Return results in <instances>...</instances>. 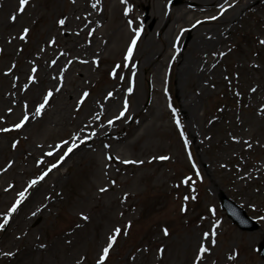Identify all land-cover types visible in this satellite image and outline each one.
<instances>
[{
  "label": "rangeland",
  "instance_id": "374dc122",
  "mask_svg": "<svg viewBox=\"0 0 264 264\" xmlns=\"http://www.w3.org/2000/svg\"><path fill=\"white\" fill-rule=\"evenodd\" d=\"M139 1L29 0L24 6L20 0H0V107L7 106L1 102L8 96L28 94L39 80L33 72H39L43 63L47 68L58 66L55 59L61 55L58 47L62 43L56 27L59 20L70 18V8H77L72 16L74 27L81 20L85 26L97 9L104 8L108 19L104 21L102 35L108 43L103 55L107 60L90 66L73 64L74 69L64 81L66 91H74L76 102L80 103L94 100L106 90L127 87L138 63L125 71L124 55L131 41L116 43L112 38L119 26L127 31L126 24L135 21ZM148 2L152 9L160 4L165 20L170 19L173 30L178 27L174 20L178 14L169 11L183 6V0ZM196 4L189 1L188 5ZM12 16L16 17L14 21ZM180 23L184 26L190 20ZM25 28L29 32L21 39ZM174 36H169L168 43ZM191 37L187 34L184 43ZM261 41L264 0L236 18L231 34L222 42L224 55L216 58L214 74L208 73L206 80L192 78L178 84L179 66L169 56L170 49L164 56L158 53L159 67H150L147 77L140 70L135 93L128 99L134 103L135 94L139 93V109L146 112V106L152 104L154 116L140 128L135 127V121L125 122L115 132L119 137L132 133L125 145L107 140L106 135L92 153L64 163L61 147L75 130L77 115L72 105L65 104L63 95L54 100L47 119L39 126L22 128L17 135L0 131V224L17 201L22 202L17 217L9 221L10 229L7 224L0 229V264H98L103 248L117 228L121 231L105 264H196L197 260L199 264H264L259 254V247L264 244ZM78 73L84 75V82L75 91ZM40 90V98L47 95L46 86ZM182 95L192 103L188 120L182 108ZM26 114L29 109L22 107L11 121H0V129H12L14 125H9L19 124ZM190 129L197 132L198 139L192 141ZM140 135L144 136L140 147L131 146ZM183 135L188 147L174 146ZM167 154L170 160H184L189 165L160 159ZM116 156L127 164L117 163ZM148 160L151 164L139 166ZM93 161L98 170L94 164L90 166ZM53 165L58 167L57 171ZM26 169L31 172H25ZM98 172L99 179L94 177ZM34 180L37 183L33 185ZM40 182H44L42 195L30 204L26 190ZM104 186L110 189L98 198L93 188ZM124 194L134 196L126 199ZM223 195L254 217L259 229L242 232L220 206ZM47 203L48 207L38 210ZM100 203L105 207L98 210ZM79 214L88 220L77 217ZM165 229L168 235L164 234ZM201 247L208 251L200 253Z\"/></svg>",
  "mask_w": 264,
  "mask_h": 264
},
{
  "label": "bare ground",
  "instance_id": "6f19581e",
  "mask_svg": "<svg viewBox=\"0 0 264 264\" xmlns=\"http://www.w3.org/2000/svg\"><path fill=\"white\" fill-rule=\"evenodd\" d=\"M139 1V0H138ZM185 4L178 7V9H171L170 13H177L178 16L174 19L176 27L173 30V26L170 23V19L165 20V12H163L162 6L158 4L156 8L152 9V4L145 0L144 2L139 1L141 4L138 5L135 12L139 15L136 16L135 21L126 24L127 31H123L122 25L119 26L114 32L112 38L116 43H127L132 41L133 38L139 32V39L137 41L136 47L133 49L131 59H126L127 52L124 55L126 68H130L131 64L138 63V69L132 70L130 74V80L127 87H116L114 89L106 90V92L95 98L94 100L82 101L80 103L76 102L73 92H67L64 85L65 79L70 74L73 64L78 63V66L85 65L90 66L103 62L104 51L107 47L108 39L102 35V30L106 27L105 22L108 17L105 13L104 8H99L93 18L87 20L84 26V22L78 21L76 27L73 26L72 16L75 15V10L77 8H70L69 19L65 20L63 26L57 25V31L59 32V37L61 38L62 47H58L60 50V57L55 59L57 65L55 68H47L46 64H42L43 68L41 70L33 72L38 75L39 80L34 83L33 87L29 90L27 95L19 94L17 97L10 98L4 102L7 106L0 107V121L5 123V121H11L14 115L22 107L29 109V114L25 116L28 120L23 123L20 128L15 127L9 128L8 132H15L17 135L22 128H27L28 126H39L47 119L49 111L52 109L54 100L64 96V102L67 106L75 108V113L77 115V120L75 122V130L71 133V138L61 147L65 155V161L71 163L72 159L76 156L84 157L86 154L92 153L94 147L99 142L103 136H107V140L110 141L117 140L116 144L125 145L128 136H116V131L119 128H123L127 121H135V127H143L145 123L149 122L154 116L155 111H153L152 104L147 105L145 111L139 109V99L140 94H135V102L130 103L129 98L134 95L135 82H137L138 74L140 70L146 72V77L150 67H159V62L161 61V56L167 54L170 49V55L175 62L178 63V84H182L185 81L193 79L206 80V75L210 73L214 74V68L216 67V58L222 57V42L223 39L230 33L233 29V23H236V18L243 15V11L253 10L260 4V0H183ZM189 1H195L197 4L195 7H190ZM115 8V7H114ZM253 8V9H251ZM72 14V15H71ZM226 16V17H225ZM212 17H217L212 19ZM169 18V17H168ZM186 25L180 26V22H188ZM7 27L8 25L5 24ZM55 28V30H56ZM140 29V30H139ZM136 30V31H134ZM172 34H169V32ZM175 32V33H174ZM65 35V37H62ZM187 34H191L192 37L188 43H184V38ZM175 35V36H174ZM169 36H174L171 44L168 43ZM164 39V43L161 41ZM81 39V41H80ZM162 42V44H159ZM185 44V47L182 46ZM127 45V44H126ZM66 57V60L64 58ZM107 60V59H106ZM77 66V67H78ZM72 68V69H71ZM87 73H91L87 70ZM86 76V74H85ZM83 74L78 73L75 85L76 89L82 80ZM123 77V76H122ZM37 78V79H38ZM124 78V77H123ZM148 79V78H147ZM200 80V81H201ZM29 86H32L29 83ZM41 86H46L48 92H52V96L48 98V102L45 107L37 113L39 105L44 102L47 95L41 96L39 92ZM59 89V91H57ZM111 93V95H109ZM40 99V100H39ZM182 108L185 110L186 120L190 119V112L192 111V103H188L181 96ZM128 100V102L126 101ZM37 101V102H36ZM31 102V103H30ZM123 105V106H122ZM126 109V110H125ZM117 110L116 112H114ZM154 112V113H153ZM119 117V118H118ZM22 119L20 118V123ZM111 121V123H110ZM190 137L193 140L198 139L197 132L190 129ZM138 140L131 142L130 145L133 147H140L141 141L144 139L143 135ZM179 142L175 141L174 146H185L188 147L189 142L185 135L179 136ZM68 148L72 149V152L68 153ZM1 149V148H0ZM114 152V151H113ZM115 153V152H114ZM182 154H184L182 152ZM169 155V154H167ZM170 156V155H169ZM25 162L26 158L23 159ZM172 164L189 165L188 163L179 160H170ZM124 162L119 159L117 163ZM11 161L6 165H10ZM90 166L93 164L98 170L97 162H90ZM127 164V162H124ZM151 164V161H142L139 166H146ZM160 164V162H157ZM168 168H171L169 166ZM107 169V168H106ZM25 172H31L27 169ZM97 179L100 178V174L95 175ZM62 176H57V179H61ZM128 183V181H124ZM112 183V182H111ZM117 183V181H116ZM43 182L37 186H33L26 190L27 200H30L32 204L36 199L42 195ZM27 189V188H26ZM101 189H106L101 191ZM96 195L104 194L109 191L107 186L103 188L96 189L93 188ZM134 194H124V198L131 199ZM105 197V196H104ZM22 202L17 205V210L14 213L6 214L13 217H17V213L20 209ZM77 205V204H76ZM107 205V204H106ZM49 206V203L45 204L39 209H45ZM105 207L103 203H100L96 209ZM19 216V215H18ZM15 217V218H16ZM79 217V216H78ZM11 226V225H10ZM10 226L9 229H10ZM31 253V252H30Z\"/></svg>",
  "mask_w": 264,
  "mask_h": 264
},
{
  "label": "snow or ice",
  "instance_id": "6c2138e0",
  "mask_svg": "<svg viewBox=\"0 0 264 264\" xmlns=\"http://www.w3.org/2000/svg\"><path fill=\"white\" fill-rule=\"evenodd\" d=\"M73 2H75V0H73ZM125 2H126V0H125ZM28 3H29V0H20V4H21V5L27 6ZM93 7H95V5H93ZM23 10H24L23 8H20V9H19V11H21V12H23ZM10 18H11L13 21L16 19L15 16H12V17H10ZM216 18H217V17H212V19H216ZM58 23H59L61 26H63L64 23H65V19H61V20H59ZM134 31H136V30H134ZM28 32H29V29L25 28V29H24V35L21 36V39H24V38L27 36ZM138 39H139V32H137V35H136L135 38H133V40L131 41V45H130V47L128 48V52H127L126 59H131V57H132V53H133V49L136 47V44H137ZM53 42H54V41H53ZM261 43H264V41H261ZM33 71H35V69H33ZM33 79H34V77H33ZM57 91H59V89H57ZM252 91L254 92V91H255V88H253ZM83 95L86 97V96L88 95V93L85 92ZM109 95H111V93H109ZM51 96H52V92L49 91V92L47 93V96H46L45 99H44V102L41 103V104L39 105V108L37 109V113H39V112L45 107V105H46L47 102H48V98H50ZM125 110H126V109H125ZM118 118H119V117H118ZM27 120H28V117L25 116V117L23 118V120L21 121V123L17 124L15 127H17V128L22 127V126H23V123L26 122ZM110 123H111V121H110ZM177 123H179V121H177ZM0 131H7V129H0ZM13 147H15V144L13 145ZM68 151L71 152L72 149L69 148ZM160 159H168V157H160ZM141 163H142V162H141ZM53 167H56V165H53ZM50 170H51V169H49V171H50ZM44 175H47V173H45ZM40 179H43V176H41ZM36 183H37V181H35V180L32 181V184H33V185L36 184ZM185 183H187V181H185ZM105 190H106V189H101V191H105ZM20 197H21V199L25 198L23 192L20 193ZM185 199H187V197H185ZM19 203H20V201H17V205H18ZM17 205H14V206L11 208L10 212H12V213L16 212V210H17ZM33 215H35V213H33ZM83 218H84L85 220L88 219L87 216H85V217H83ZM7 223H8V219L6 218V219L4 220V223L0 224V229H3L4 224H7ZM128 227H131V224H130V223H129ZM120 231H121V230H120L119 228H117V229L115 230V234L112 235V236L109 238L108 246L105 247V248H103V250H102V256H101V258L98 260V264H105V260L108 258L109 251H110V249L112 248V246L115 244V242H116V236L120 234ZM164 234H165V235H168V231H167V229L164 230ZM207 236H208V234L205 233V238H207ZM213 243H214V242H213ZM161 251H162V250H161ZM199 251H200V253H204V252H207L208 249L205 248V247H201V249H200ZM6 255H11V253H6ZM201 258H202V257H201ZM230 259H235V257H230ZM196 264H199V261H198V260H197Z\"/></svg>",
  "mask_w": 264,
  "mask_h": 264
},
{
  "label": "water",
  "instance_id": "95a60500",
  "mask_svg": "<svg viewBox=\"0 0 264 264\" xmlns=\"http://www.w3.org/2000/svg\"><path fill=\"white\" fill-rule=\"evenodd\" d=\"M228 206V210L230 214H232L231 211H233L234 216L236 217L235 221L237 223H240L241 227L246 230L253 231L254 229L258 228L257 224L249 219L246 215L245 212L240 210L237 206H234L232 203L226 202L225 204ZM264 250V247H263Z\"/></svg>",
  "mask_w": 264,
  "mask_h": 264
}]
</instances>
